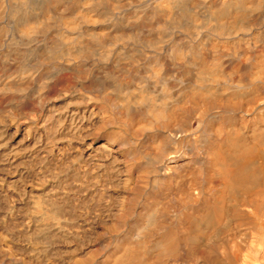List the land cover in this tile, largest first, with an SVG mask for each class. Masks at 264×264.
I'll return each instance as SVG.
<instances>
[{
    "label": "bare ground",
    "instance_id": "6f19581e",
    "mask_svg": "<svg viewBox=\"0 0 264 264\" xmlns=\"http://www.w3.org/2000/svg\"><path fill=\"white\" fill-rule=\"evenodd\" d=\"M0 264H264V0H0Z\"/></svg>",
    "mask_w": 264,
    "mask_h": 264
}]
</instances>
